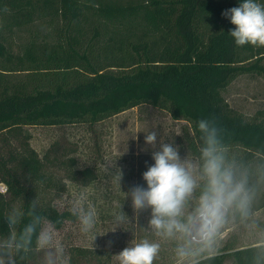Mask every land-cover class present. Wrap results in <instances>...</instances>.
I'll return each instance as SVG.
<instances>
[{
  "label": "trees",
  "instance_id": "obj_1",
  "mask_svg": "<svg viewBox=\"0 0 264 264\" xmlns=\"http://www.w3.org/2000/svg\"><path fill=\"white\" fill-rule=\"evenodd\" d=\"M241 2L0 0V134L26 137L9 157L0 154V183L7 185L5 193L0 191L5 264H31L46 223L60 229L78 219L74 210L38 197L44 164L29 145L28 126H93L149 103L188 122V145L198 160L204 144L198 121L207 119L228 158L258 156L264 161V119L244 117L224 95L240 75L264 78V46L236 45L229 33L235 26L222 15ZM14 209L24 215L10 225ZM236 216L243 221L250 214L243 220ZM36 217L40 220L27 251L7 247L12 234L18 238ZM94 255L74 246L70 263ZM189 264H264V241L246 246L230 242Z\"/></svg>",
  "mask_w": 264,
  "mask_h": 264
},
{
  "label": "rangeland",
  "instance_id": "obj_2",
  "mask_svg": "<svg viewBox=\"0 0 264 264\" xmlns=\"http://www.w3.org/2000/svg\"><path fill=\"white\" fill-rule=\"evenodd\" d=\"M224 95L231 107L244 117L264 119L263 77L240 75L226 88ZM147 130L157 132L156 148L145 144ZM26 131L30 134V147L38 152L44 164L38 197L61 209H91L96 213L95 228L87 234L81 232L79 219L67 221L60 229L46 223L44 230L53 233L52 245L46 249L39 247L38 257L31 264H47V253L54 251L56 246L63 248V255L56 257L55 264H71L74 246H84L95 254L79 264H99L97 257L110 264H119L117 255L132 241L141 239L160 243L154 264H189L202 253L181 261L175 252L179 241L156 236L148 223L151 209L142 211L137 217L131 197L127 196L134 186L147 188L142 174L154 164L152 152L159 149L161 142L174 144L182 158L199 163L188 145L192 130L187 121L176 120L167 110L144 103L93 126L39 124L26 127ZM25 142V136L12 138L0 134V154L9 157ZM229 159L249 171L256 195L249 218L240 221L237 216L230 215L212 249L203 252L217 253L230 242L246 246L264 241V161L258 156L248 159L242 155ZM118 170L123 172L120 184L114 182ZM197 196L195 193L192 207ZM121 211L128 216L129 222L117 226L114 217Z\"/></svg>",
  "mask_w": 264,
  "mask_h": 264
},
{
  "label": "clouds",
  "instance_id": "obj_3",
  "mask_svg": "<svg viewBox=\"0 0 264 264\" xmlns=\"http://www.w3.org/2000/svg\"><path fill=\"white\" fill-rule=\"evenodd\" d=\"M222 15L235 26L229 33L236 45L264 46V4L243 0ZM198 127L204 141L199 150V163L182 158L174 144L161 142L159 149L152 152L154 164L142 174L147 188L137 185L127 193L137 217L142 211L151 209L148 223L156 236L179 241L175 252L181 261L210 251L230 215L234 218L238 214L242 220L248 218L256 195L255 187L250 184L249 171L228 158L227 149L218 139L217 129L207 119L199 120ZM145 144L156 148V131H146ZM122 178L123 172L118 170L114 182L120 184ZM198 190L199 195L192 207L191 202ZM73 214L78 215L82 233L87 234L95 228L94 210L80 208ZM23 215L22 211L14 209L8 216V223L16 225ZM39 220L36 217L26 224L18 238L12 234L7 247L14 244L16 251L22 248L27 251ZM128 222L123 211L114 217L117 226ZM52 241L50 230H41L37 236V244L42 249L50 248ZM160 249L158 242L134 240L117 255V259L119 264H154ZM62 255L63 248L56 246L54 251H48L47 264H55L56 257ZM0 264H5L3 255H0Z\"/></svg>",
  "mask_w": 264,
  "mask_h": 264
},
{
  "label": "built area",
  "instance_id": "obj_4",
  "mask_svg": "<svg viewBox=\"0 0 264 264\" xmlns=\"http://www.w3.org/2000/svg\"><path fill=\"white\" fill-rule=\"evenodd\" d=\"M0 189L2 190V191H7V187L2 183V184H0Z\"/></svg>",
  "mask_w": 264,
  "mask_h": 264
},
{
  "label": "crops",
  "instance_id": "obj_5",
  "mask_svg": "<svg viewBox=\"0 0 264 264\" xmlns=\"http://www.w3.org/2000/svg\"><path fill=\"white\" fill-rule=\"evenodd\" d=\"M260 242H257V243H254V244H259ZM251 245H253V244H251Z\"/></svg>",
  "mask_w": 264,
  "mask_h": 264
}]
</instances>
